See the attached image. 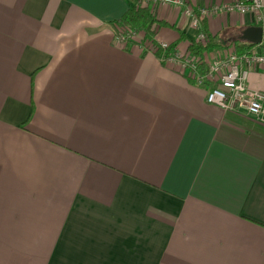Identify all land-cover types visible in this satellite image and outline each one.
I'll return each instance as SVG.
<instances>
[{"label": "crops", "instance_id": "0c3cea01", "mask_svg": "<svg viewBox=\"0 0 264 264\" xmlns=\"http://www.w3.org/2000/svg\"><path fill=\"white\" fill-rule=\"evenodd\" d=\"M140 1L185 52L184 5ZM132 2L0 0V264H264V126L207 104L140 33L116 46ZM184 2L219 42L257 26ZM246 85L264 92V65Z\"/></svg>", "mask_w": 264, "mask_h": 264}, {"label": "built area", "instance_id": "2783aa9c", "mask_svg": "<svg viewBox=\"0 0 264 264\" xmlns=\"http://www.w3.org/2000/svg\"><path fill=\"white\" fill-rule=\"evenodd\" d=\"M159 4L171 3L174 6H183V13L190 17L197 28L195 41L205 42L206 36L200 31V18L207 12L200 11L194 14L184 0H147ZM215 9L234 10L238 13H249L257 26L264 28V0H230L229 4H222ZM124 29L116 28L113 36L114 44L120 48L127 47L122 38ZM167 44L159 43L160 47ZM153 54L155 48L147 47ZM159 60L169 64L175 70L196 86L206 89L205 102L222 112H232L243 115L256 124L264 126V92L252 90L246 85L248 69L255 65H264V51L259 53L255 49L237 53L231 43L224 53L213 59L206 60L204 55L194 56L189 52L176 53L168 57H159ZM204 71L199 70L200 65Z\"/></svg>", "mask_w": 264, "mask_h": 264}, {"label": "trees", "instance_id": "16d2710c", "mask_svg": "<svg viewBox=\"0 0 264 264\" xmlns=\"http://www.w3.org/2000/svg\"><path fill=\"white\" fill-rule=\"evenodd\" d=\"M201 21V20H200ZM115 26L120 29H124V35L122 38L126 41L127 47L135 44L132 40V37L137 33L142 35V38L138 45L143 49V52H147V47L155 48L153 55L156 57H168L174 53H176V42L167 44L165 47H160L159 43H157L154 39L156 30L160 27H171L172 25L166 23L163 20L157 19L155 16V9L153 6H150L148 3L142 4L140 0H133L131 5L125 10V12L115 21H113ZM200 25V22H199ZM200 31L205 34L206 40L205 42H198L195 40L189 41L186 52L194 56L201 57L205 52L212 49H225L231 43H225L222 41H218L215 37H209L204 29L200 26ZM180 37V36H179ZM181 38V37H180ZM179 38V39H180ZM235 47L237 53L239 51V47L244 49L247 52V48L254 46L245 42H234L232 43ZM243 47V48H242ZM204 66L201 64L199 66V70L204 71ZM247 119V118H246ZM247 122L254 125L253 121L247 119ZM256 124V123H255ZM257 125V126H256ZM254 125L257 128L261 126L259 124Z\"/></svg>", "mask_w": 264, "mask_h": 264}, {"label": "water", "instance_id": "95a60500", "mask_svg": "<svg viewBox=\"0 0 264 264\" xmlns=\"http://www.w3.org/2000/svg\"><path fill=\"white\" fill-rule=\"evenodd\" d=\"M240 39L251 45L259 44L262 39V28L260 26H248L242 31Z\"/></svg>", "mask_w": 264, "mask_h": 264}]
</instances>
